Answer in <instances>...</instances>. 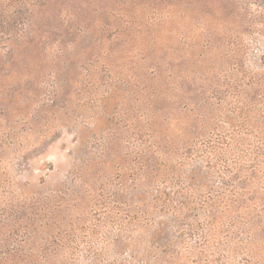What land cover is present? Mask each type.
<instances>
[{"label": "rangeland", "instance_id": "rangeland-1", "mask_svg": "<svg viewBox=\"0 0 264 264\" xmlns=\"http://www.w3.org/2000/svg\"><path fill=\"white\" fill-rule=\"evenodd\" d=\"M108 1L0 0V264H14L25 234L13 217L71 190L78 199L63 227L75 264H88L89 250L98 264H147L141 253L168 238L178 264H264V150L255 136L244 140L253 177L243 207L220 218L209 247L199 245L202 202L231 177L217 138H233L241 111L263 131L264 0H188L183 14ZM197 122L191 154L172 159L166 182H133L139 134L175 145ZM142 191L143 202L175 212L142 215L132 199ZM122 198L139 217L130 233L118 227Z\"/></svg>", "mask_w": 264, "mask_h": 264}, {"label": "trees", "instance_id": "trees-1", "mask_svg": "<svg viewBox=\"0 0 264 264\" xmlns=\"http://www.w3.org/2000/svg\"><path fill=\"white\" fill-rule=\"evenodd\" d=\"M109 0L108 2H111ZM188 0H122L123 4L129 3V7L132 8H141L143 10H154V13H158V8L166 7V8H174L180 12V14L186 13L187 8H185L186 2ZM127 2V3H125ZM126 21H131L130 13L131 11H125ZM107 26V25H106ZM252 84L246 85V89H250ZM248 87V88H247ZM254 98H250V102H253ZM251 110L246 112H240V119L238 126L234 127L235 134H233V138L220 136L217 138V146L219 150H223L219 156H222L223 162L228 165L229 181L223 183L224 189L223 194L215 199H207L202 202V209H205V226L203 230H207L202 237L200 242L201 247H209L210 241L213 239V234L215 230V226H217V222L220 221V218L226 213L235 214L241 207H243V202L245 200V194L247 192V181L253 177L252 173H249L244 168L243 161L246 158L247 154L244 151V147H247L245 143V139L248 136H255L256 142L261 146V149L264 150V125H261V130L252 123L249 118ZM186 113V112H185ZM190 113V112H188ZM187 113V114H188ZM264 121L263 118H261ZM252 123V124H251ZM197 125H184L183 129L180 130L181 135L185 136L177 139V143L174 145L172 142H167L166 139H162L161 142H150L152 134L148 136H141L139 134L140 146L143 148L141 151L140 157H138L139 168L137 170L138 174H134V176H138L137 178H133V182H138L142 186H149L155 179H160L163 182L168 180V176H165V173L169 175V173H175V167L172 168L171 161L177 154L180 156L188 157L193 150L192 140L194 136H198L201 130H203L201 124L198 122ZM255 134V135H254ZM180 135V134H179ZM232 135V134H231ZM198 138V137H197ZM209 144V142H207ZM152 144V145H151ZM150 145V146H149ZM155 147V150H151ZM209 148V147H206ZM211 150L213 149L210 148ZM248 149V148H247ZM258 149V147H257ZM146 154V155H143ZM263 154V153H262ZM162 157L165 158V163L161 162L158 159ZM171 166V168L169 166ZM73 180L78 179L79 176L74 175ZM87 176H84L83 179H86ZM146 180V182H144ZM73 192V193H72ZM76 193V192H75ZM164 194V193H160ZM165 195V194H164ZM78 194H74V191L71 190V193L66 196L61 193H52L48 196V199L45 200L44 203H33L28 209L18 213L13 217V221L23 228L24 236H17L16 244L13 248V261L14 264H75L72 262L73 254L70 253L68 248L70 242L72 241V237L69 234L70 231L65 229L63 226L67 223L66 216V207L75 202L78 197ZM74 197V198H73ZM115 199L119 198V195H114ZM146 198L145 193L142 194H132V199H136V201L141 204L142 215H149V211H159L160 213H169L170 211L175 212V208L166 205L165 202H161L160 199L152 200V202L146 203L143 200ZM125 199V200H124ZM122 202H118L117 207L123 208L125 213L121 214V218L118 223L119 229L123 232H131L132 224L138 222V214L137 212L131 211L134 210L133 203L127 201L126 198H122ZM237 205V206H236ZM181 207V206H180ZM184 207V206H182ZM181 209V208H176ZM119 211V210H118ZM173 212V213H174ZM122 213V212H121ZM145 219V217H144ZM73 225V224H72ZM164 225L162 223L158 224L157 233L158 236L164 234ZM18 228L15 233H18ZM39 229L42 232H46L45 238L35 235L34 233ZM160 239V238H159ZM158 239V240H159ZM34 243L42 244L41 248L38 252H33L31 245ZM206 246V247H205ZM175 245L173 240L168 238V240L159 244L156 242L155 246L147 248L141 255L146 260L147 264H178L177 260L175 262ZM89 252V261L88 264H98L100 261L99 254L94 252ZM68 258V262H64ZM131 258H135V256H131ZM209 262V261H207ZM208 264V263H207Z\"/></svg>", "mask_w": 264, "mask_h": 264}]
</instances>
